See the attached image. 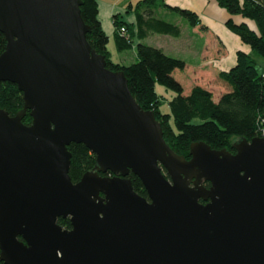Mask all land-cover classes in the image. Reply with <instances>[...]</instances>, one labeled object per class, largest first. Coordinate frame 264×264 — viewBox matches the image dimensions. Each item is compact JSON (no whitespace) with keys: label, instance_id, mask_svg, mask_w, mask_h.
Listing matches in <instances>:
<instances>
[{"label":"water","instance_id":"1","mask_svg":"<svg viewBox=\"0 0 264 264\" xmlns=\"http://www.w3.org/2000/svg\"><path fill=\"white\" fill-rule=\"evenodd\" d=\"M80 3L0 0V81L22 94L14 114L0 108V260L264 264V136L232 139L234 152L203 141L174 152L86 40ZM69 142L94 154L75 182Z\"/></svg>","mask_w":264,"mask_h":264},{"label":"trees","instance_id":"2","mask_svg":"<svg viewBox=\"0 0 264 264\" xmlns=\"http://www.w3.org/2000/svg\"><path fill=\"white\" fill-rule=\"evenodd\" d=\"M230 14H238L246 21L225 22L226 27L247 44L250 52L236 51L235 63L227 71L218 73L223 90L215 95L210 90L194 85L187 93L173 70L184 68L183 60L165 54L160 47L141 42L148 32L178 34V27L165 18L156 15L158 7H166L195 24L197 15L189 9L168 6L162 0H138L128 4L135 17V25L127 23L117 15L113 16L112 39L118 52L134 47V61L123 64L109 59L108 36L96 17V0H81L79 13L89 26L85 37L90 46L104 56L106 66L111 70H121L126 77L127 87L134 100L143 109L152 110L159 121L162 136L167 145L177 154L188 157L189 143L203 141L211 148L230 149L234 138L258 136L264 127V0H216ZM133 26H136L137 42L133 40ZM123 32H120V28ZM5 38L0 32V52ZM259 59L263 62H260ZM161 84L173 92L167 100L168 111L159 109L160 96L154 90V83ZM22 107V94L14 83L0 81V108L12 115ZM29 123L28 111L22 117ZM70 152L68 175L72 182L91 169L94 154L82 143L69 142ZM111 175L110 171L101 173ZM132 188L146 196L139 178L130 171L126 175ZM208 185V182L204 183ZM56 222L63 228H70L67 217H57ZM0 264H4L0 260Z\"/></svg>","mask_w":264,"mask_h":264},{"label":"crops","instance_id":"3","mask_svg":"<svg viewBox=\"0 0 264 264\" xmlns=\"http://www.w3.org/2000/svg\"><path fill=\"white\" fill-rule=\"evenodd\" d=\"M138 0H96V17L101 28L109 38L114 32L113 16L117 15L127 23L135 25V17L131 9H127L128 4L134 5ZM168 6H177L189 9L197 15L198 21L195 24L188 23L180 15L171 12L166 7H158L156 15L165 18L178 27V34L148 32L142 39H154L156 42L148 44L160 47L162 51L176 58L183 60L184 68L179 72H190L177 78L183 87V92L187 93L190 88H185V80L198 77L206 81L207 85L219 86L223 90L222 80L218 73L227 71L235 63L236 51L250 52L247 44L230 31L225 22L231 19L234 23L246 21L238 14H230L223 7L219 6L216 0H162ZM134 44L137 42L136 26L132 30ZM147 44V43H145ZM134 50L132 46L130 48ZM121 52V51H120ZM135 57V53H134ZM175 70H173L174 72ZM172 72V74H173ZM180 73V74H181ZM187 75L189 77H187ZM194 85H202L194 80ZM211 91V89H208ZM221 90V91H222ZM220 91V92H221ZM212 92V91H211ZM218 92L215 95H218ZM213 93V92H212ZM160 95V94H159Z\"/></svg>","mask_w":264,"mask_h":264},{"label":"rangeland","instance_id":"4","mask_svg":"<svg viewBox=\"0 0 264 264\" xmlns=\"http://www.w3.org/2000/svg\"><path fill=\"white\" fill-rule=\"evenodd\" d=\"M142 42L145 44H154L156 41L154 39H143ZM107 50L109 51V59L113 62V61H117V62H121L123 64H129L131 62L134 61V50L126 49L124 51L118 52L115 48V44L112 38H109L108 42H107ZM260 62H263L259 59ZM179 72L178 69H175V71L173 72V76L175 78H179V75L185 76L184 74H190V77H195L193 76V74H191L189 71L188 72H183L181 73ZM187 75V77H189ZM186 77V76H185ZM192 79V78H191ZM190 78H188L187 80H185L184 85H186V89L193 86L194 80L197 81L198 83L202 84V85H206V87H208V89H211V91L214 94H217L218 92H220L222 89L219 86H212L211 85H207L206 81H204L203 79H198V77H196L195 79L191 80ZM154 90L160 94L161 96L160 98V103H159V109L162 112H166L168 111V104H167V100L171 97V95L173 94V92L169 89H165L161 84L155 82L154 83Z\"/></svg>","mask_w":264,"mask_h":264},{"label":"built area","instance_id":"5","mask_svg":"<svg viewBox=\"0 0 264 264\" xmlns=\"http://www.w3.org/2000/svg\"><path fill=\"white\" fill-rule=\"evenodd\" d=\"M120 32L121 33L123 32L122 27L120 28ZM263 77H264V72H263ZM258 136H260V137L264 136V127L260 128Z\"/></svg>","mask_w":264,"mask_h":264},{"label":"flooded vegetation","instance_id":"6","mask_svg":"<svg viewBox=\"0 0 264 264\" xmlns=\"http://www.w3.org/2000/svg\"><path fill=\"white\" fill-rule=\"evenodd\" d=\"M231 152H234V150L232 148L229 149ZM200 201L202 202V200L200 199Z\"/></svg>","mask_w":264,"mask_h":264}]
</instances>
